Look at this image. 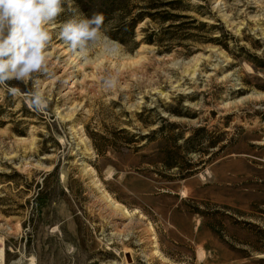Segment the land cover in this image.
Listing matches in <instances>:
<instances>
[{"label": "rangeland", "instance_id": "obj_1", "mask_svg": "<svg viewBox=\"0 0 264 264\" xmlns=\"http://www.w3.org/2000/svg\"><path fill=\"white\" fill-rule=\"evenodd\" d=\"M181 1L133 52L50 26L47 108L0 93V264H264V0Z\"/></svg>", "mask_w": 264, "mask_h": 264}, {"label": "clouds", "instance_id": "obj_2", "mask_svg": "<svg viewBox=\"0 0 264 264\" xmlns=\"http://www.w3.org/2000/svg\"><path fill=\"white\" fill-rule=\"evenodd\" d=\"M70 18L60 22L62 13ZM104 16L86 17L76 0H0V93L13 98L23 95L31 108L43 111L48 100L42 91L43 83L52 76L47 49L53 34L50 26L58 25L56 36L74 54L83 59L89 52L103 46L117 51L118 41L107 35ZM12 81L17 82L13 85ZM30 86L22 92L17 86ZM115 78H107L104 87H115ZM35 257L21 256L12 264H28Z\"/></svg>", "mask_w": 264, "mask_h": 264}, {"label": "trees", "instance_id": "obj_3", "mask_svg": "<svg viewBox=\"0 0 264 264\" xmlns=\"http://www.w3.org/2000/svg\"><path fill=\"white\" fill-rule=\"evenodd\" d=\"M181 4V0L168 3L161 0H76V5L86 17L91 18L95 14H102L105 18V28L110 27L107 35L112 40L118 41L129 52H133L140 44L135 42V29L145 19L157 22L162 27L160 30L162 34H167L172 29L189 26L192 22L182 23L183 20H188V17L172 15L164 11L165 8H170L174 12H182L183 9L179 7ZM142 32L145 33V31ZM141 42L154 46L161 44L160 39L151 36H145ZM176 166L173 163L169 167L177 168Z\"/></svg>", "mask_w": 264, "mask_h": 264}, {"label": "bare ground", "instance_id": "obj_4", "mask_svg": "<svg viewBox=\"0 0 264 264\" xmlns=\"http://www.w3.org/2000/svg\"><path fill=\"white\" fill-rule=\"evenodd\" d=\"M69 64V63H68ZM73 64V63H72ZM117 204L116 203H112V208L113 209H116L117 208ZM119 207V206H118ZM0 258H2V254H1V252H0Z\"/></svg>", "mask_w": 264, "mask_h": 264}]
</instances>
